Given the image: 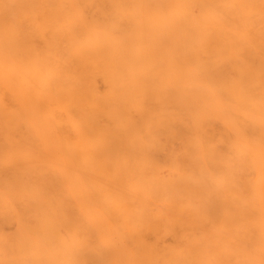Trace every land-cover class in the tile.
<instances>
[{
	"label": "bare ground",
	"instance_id": "obj_1",
	"mask_svg": "<svg viewBox=\"0 0 264 264\" xmlns=\"http://www.w3.org/2000/svg\"><path fill=\"white\" fill-rule=\"evenodd\" d=\"M0 264H264V0H0Z\"/></svg>",
	"mask_w": 264,
	"mask_h": 264
}]
</instances>
